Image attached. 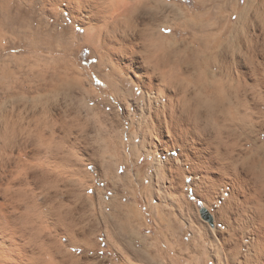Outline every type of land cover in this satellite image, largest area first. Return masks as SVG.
Wrapping results in <instances>:
<instances>
[{"label": "rangeland", "instance_id": "rangeland-1", "mask_svg": "<svg viewBox=\"0 0 264 264\" xmlns=\"http://www.w3.org/2000/svg\"><path fill=\"white\" fill-rule=\"evenodd\" d=\"M5 1L8 4L7 9L0 8V107L3 106L2 110L8 111H11L12 107H17L24 112V116L35 115L28 121L31 124H25L24 134L31 136L32 141L44 144L41 133L45 130L50 131L51 136L52 133L54 134L53 142L48 141L49 144H53L52 150L60 147L54 150L56 153L58 151L57 158L62 160L58 159L52 165L51 190L54 193L60 192L64 197L65 205L63 204L61 210L69 213L71 226L73 224L75 227L73 231L77 232L74 233L75 236L77 235L76 238L69 236L61 241L70 259L69 264H264V245H256L259 235H262L260 232L262 226L258 225L260 223L257 221L258 203L248 199L247 189H241L243 193L236 187V192L231 183L236 174L254 178L264 173V165L263 163L259 165L258 161L259 157L264 159V153L257 156L258 146L264 143V118L261 112L260 124L257 125L249 112L248 119L244 122L241 120L242 123L234 114L231 116L230 112H227L229 115L223 113L225 110L222 108L218 112L216 111L218 108L214 109L216 114L214 111L213 116H217L216 120L213 116L210 119L212 111L210 112L209 130L211 133L217 131L221 143L219 148L222 147L219 150L223 152V148H227L226 151L230 152L228 156L231 155L230 160L222 159L226 160L223 162L219 161L218 157H216L218 160L214 158L216 160L208 172L166 166L167 153L160 151L158 141L153 144L150 138L144 142L141 129L147 127V121L151 118H155L158 114L160 117L163 111L165 115L170 113L168 97L159 90L153 91L148 96L141 87L130 80H125L124 93L131 100L129 105L125 106L124 101L103 81L97 68V55L91 46L81 42L84 32L81 27L73 24L66 12H59L60 14L56 16L51 15L45 0ZM168 2L176 4L181 12H189L193 16L211 17L209 32H212L213 37L216 38H213V43H221L220 48L224 49L223 43L227 41L225 46L228 49H225L229 52L235 50L234 39L231 40L233 42H229V38L233 37L232 28L237 22V15L232 17V11L236 7L241 9L246 6V0H168ZM200 2L206 5V9L195 8ZM167 11L171 12L172 9ZM221 15L230 16L232 19L228 22L225 31L219 27L223 23ZM226 16L224 19L227 18ZM174 21L177 20L172 22ZM199 28L198 38L204 40L207 38L206 30L201 29V25ZM168 29L171 31H164V34L171 37L170 46L175 47V43L181 42L187 36L179 27L175 30ZM29 35L31 36L28 37ZM73 38L74 43H71ZM170 50L168 63L170 66L172 64L170 69L178 78L176 76L171 78L168 86L162 87L166 90L165 94L176 97L178 101L174 100L175 105L179 102L182 106L193 108L195 98L203 104H212L216 96L223 100L229 93L236 94L234 87L236 83L230 80V76L221 75L227 74V67L223 62L209 60L211 75L208 76L207 81L210 80L212 84L219 86V89L214 91L213 98L212 95H209L211 98H207L205 91L203 93L201 91L207 89L211 82L206 81L204 70L199 67L201 65L197 66L198 74H195L196 70H194L195 72L189 73L190 77L181 78L180 68H185L189 64L186 55L180 50ZM38 61L45 63L53 71L63 74L60 80L55 81V88L49 94H38L35 89L36 82L30 72L33 64ZM77 72H81L86 80L79 86L84 88L87 92L86 96L90 97L87 110L83 107L82 100L86 96L81 95L76 88L78 86L73 84L75 76L78 77ZM101 72L106 74L108 69H102ZM5 73H10L11 78L6 79ZM214 74H217L215 78L212 76ZM195 77L198 79L196 80ZM17 83L20 88H16ZM193 85L196 88H193ZM169 86H172V90ZM198 86L203 89L199 90ZM193 93L196 94L195 98ZM198 93L201 97L197 95ZM205 94L207 97H204ZM47 98L50 100L49 105L55 110L53 116L42 112ZM142 100L145 101V106L140 105ZM261 104L264 106V101ZM263 106H260L262 114H264ZM206 109L205 106L202 111ZM176 111L183 112L179 109ZM220 111L222 120L218 118ZM225 115L228 116L226 120ZM228 118L233 120L229 119L232 121L231 124ZM217 120H220V123ZM221 121H224L225 125ZM226 121L229 122V127ZM73 129L81 134L91 135L96 147L91 157L85 156L77 148L82 147V142L76 147L69 141L66 132ZM226 138L230 144L227 143ZM223 140L226 144L222 143ZM232 145L235 146L231 149ZM154 150H158L156 151L158 154ZM245 152H248L249 157ZM237 155L239 157H236ZM221 158L227 157L221 156ZM89 164L92 165L91 168ZM218 166H222L221 169L224 170H218L220 168ZM202 175L206 176L207 191L211 196L208 200L202 195L199 196L191 187L192 180L199 181ZM225 191L230 195L235 191L236 198L238 197L233 200L235 204L233 201L228 202L230 196L225 195ZM57 202L58 200L55 199L53 203ZM227 209L229 210L226 212ZM85 238H88V241ZM78 259L80 261H76Z\"/></svg>", "mask_w": 264, "mask_h": 264}, {"label": "bare ground", "instance_id": "bare-ground-1", "mask_svg": "<svg viewBox=\"0 0 264 264\" xmlns=\"http://www.w3.org/2000/svg\"><path fill=\"white\" fill-rule=\"evenodd\" d=\"M0 1L1 10L7 9L8 4L6 1ZM45 3L51 15L56 16L59 12H66L73 24L82 28L84 35L82 38L83 41L81 42H84L85 45H89L93 48L97 55L96 57L98 58L97 68L103 81L106 82L114 93L124 101L125 106L129 105V101H131L129 97L125 95L126 93H124L123 82L125 80H130L135 83V85L141 87L148 96L153 91L159 90L162 94L168 97L170 113L165 115L164 111V114L161 113L162 110L159 111L161 116H158L160 115L158 114L159 112L156 113V115H158L155 118H151L147 121V127L141 129L144 142L150 138L153 141H151L153 144L155 141H158L160 143L159 146L161 147L160 151L167 153L166 155H168V159L166 166L170 165L176 169L191 168L193 171L200 170V172H208V170L212 168L214 160L217 159L216 157L219 158V161L222 159L230 160L229 158L231 155L228 156L230 152L226 151L227 148H223L226 152H224V150L223 152L220 151L222 147L219 148L221 143L219 142V134H216L217 131L213 132V134L209 130V116L211 111L212 114L210 119H212L213 114H216V111L218 112L220 108L225 110L223 113L229 115L227 112H230L231 116L234 114L237 118H240H238L239 121L243 120V122L248 119L249 112L256 125L260 124V112L264 118V114H262L263 111H261L262 109L260 110V106H263V104L260 105V103H262L261 97L255 96L254 99L250 100L248 98L249 93L244 91L246 85L252 82V77L250 75V68L252 67L250 57L253 56V52H255L256 56L262 55L260 51L256 50L257 47L264 49V42H262L264 41V0H246V6L241 9L237 7L233 9L232 17L237 15L236 26L234 25L235 27L232 28L233 32L230 31L233 37L229 38V42L234 39V42L231 41L234 43L233 47L235 50H233V52L226 50L228 49L225 46V43H228L227 41L223 43L224 49L220 48L221 43H213V38L215 37H213L212 32H209L211 17H207L206 15L193 16L189 12H181L178 7H176V4H170L168 0H45ZM195 8L206 9V5L200 2ZM167 9H172V11L168 12ZM166 11L168 12L167 15ZM224 16L226 15L220 16V18H223H221L223 23L221 26L218 25L220 28H223V30L227 27L228 22L232 20L230 19V16H226L228 19H224ZM173 20L177 21L172 22ZM178 21H180V23H178ZM200 25L201 29L205 28L206 30L205 36L207 38L204 40L199 39L197 35L200 32ZM257 25L259 26V31H257ZM177 27L181 28L187 36H185L181 42L175 43V47H173L170 46L169 43L172 39L164 34V29L172 28L175 30ZM39 32L41 31L39 30ZM30 36L31 35L28 37ZM188 40L191 41L189 42ZM223 41L224 40H222V42ZM71 43H74V38ZM170 49H175V51L180 50L186 55L185 57L189 64L185 68H180L181 70H179V74L180 76L182 75L181 78L189 76V73H192L194 70H196L195 74H198L197 72L199 70L197 71V66L200 64L202 67H199L203 68V74L207 77V81L208 76L211 75L208 64L209 60L214 59L223 62L227 67V74L221 75L226 77L230 76L231 79H229L236 83L234 84L236 94L229 93V96L227 95L226 99L223 100L218 99L216 96V99L212 101V104H203L201 101H197L195 98L196 94L193 93L195 95L193 108L185 107L186 105L182 106L179 102L175 105L174 100L178 101L176 97L171 94H165L166 90L163 88L168 84V81L172 80L171 78L175 76L177 77L176 73H173L172 69H170L172 64L170 66L168 63L167 58L169 51H171ZM171 62L173 63V61ZM194 62H196L195 65ZM48 67L49 66H46L45 63L38 61L33 64L31 72L29 71L34 76V81L36 82L35 89L38 94L51 93L55 88V81L60 80L63 76V74L58 71H53ZM176 68L179 69V67ZM102 69H108V72L102 74ZM77 73H79L78 77L75 76L73 79V82L75 83L73 84L78 86L76 88H78L81 95L86 96L87 92L84 91V88L79 86L80 83H84L86 80L82 77L83 74L81 72ZM217 74L212 76L215 78ZM9 75L10 73L6 74L5 78L8 79V77H10ZM177 78L174 79L177 80ZM16 79L17 78H15V80ZM197 79L198 78H196V80ZM199 82L200 80H198V83ZM209 82L211 81L209 80ZM163 83L165 85H163ZM208 83L207 85H209ZM20 87L19 83H17L16 88ZM171 87L169 86L172 90ZM173 87H175V85H173ZM192 87L194 88L195 86L193 85ZM218 87L219 86L214 85L211 82L207 89L204 88L201 92L203 93L205 91L208 96L207 97L205 94L204 97L209 98L212 95L213 98V96H215L213 93L215 90L219 89ZM198 88L199 90L203 89V87L200 89L199 86ZM232 92H234V90ZM199 93L197 94L198 96ZM226 93H228V91ZM89 98L90 97L86 96V98L82 99L83 107L86 110L89 109V107H87L88 102H90ZM46 101L42 112L53 116L55 110L49 105L50 100L48 98ZM135 105H137V103ZM140 105L145 106V101L142 100ZM205 106L207 107L206 111H202ZM10 108L9 110H12L8 111L2 110L3 106L0 107V264H69L70 259H68V255L64 248L65 246H63L61 241L64 237H74L77 232H74L75 227H73V224L71 226L69 213L61 210L64 204V197H62L60 192L54 193L51 190V183L53 182L52 165L55 161H58V159L62 160L59 157L57 158L59 155H57L58 151L56 153L54 150H57L60 147L58 146L59 148H53L54 150H52L51 145L53 146V144H49L48 141L52 140L54 134L52 133L51 136V132L46 130L41 133V136L44 138L42 139L44 144L32 141L30 138L31 136L24 134V126L30 121V119H33V116L35 115L24 116V112L19 108ZM137 108L139 109V107ZM175 109L182 110L183 112L179 113ZM214 109L217 110L215 111ZM221 111L219 112L220 114L217 115L219 116L218 118L222 120V118H220L222 114ZM140 112L142 113L143 111ZM177 112L178 114H175ZM251 116L249 117L251 118ZM227 117L228 116L224 119L226 120ZM236 117L235 120L237 122ZM143 118L145 119V117ZM214 118L216 120L217 116ZM229 119L231 118H228V121ZM231 120L229 121L230 124L233 121ZM223 122L222 124H224ZM218 123H220V120ZM29 124H31V122L27 125ZM222 124L220 125L223 128ZM237 124L239 125V122ZM148 131L153 132L150 134ZM227 139L228 138H226V140ZM222 143L226 144V141L223 140ZM233 146L235 145H232L231 149ZM210 147L212 150H210ZM257 151L259 152L257 156H260L262 152L264 153V143L258 146ZM245 153L247 156L248 152ZM238 155L236 157H239ZM221 156L227 158H221ZM234 156L232 157L233 159ZM240 156L242 157L241 154ZM225 161L226 160L223 162ZM258 161L259 165H261L260 163H263L264 165L263 158L259 157ZM223 162L221 163L225 165ZM222 166H218V168L220 167L218 170H222ZM263 174H258L254 178H249L247 176L244 177L242 174H236L233 177V182H231L233 183L236 192L237 188L239 192L243 193L244 191H241V189H247L248 199L256 204L258 203L259 209H256L258 214L257 221L260 223L258 225L262 226L260 231L262 235H259L260 237L258 238L256 245H264ZM194 175L197 176L195 172ZM195 179L197 178L195 177ZM198 180L199 181L192 180L191 187L194 188V191L196 190L199 196L202 195L205 200H208L211 196L207 191L208 187L206 185L207 182L205 181L206 176L202 175ZM234 192L230 195V199H228L229 201L227 200L228 202L238 198H236ZM55 199H57L58 202L54 204L53 202ZM209 201L207 202L209 203ZM234 202L235 201H233V203ZM56 205L58 206L56 207ZM228 210L229 209H227L226 212ZM85 240L88 241V238H85ZM76 261L80 260L78 259Z\"/></svg>", "mask_w": 264, "mask_h": 264}, {"label": "snow or ice", "instance_id": "snow-or-ice-1", "mask_svg": "<svg viewBox=\"0 0 264 264\" xmlns=\"http://www.w3.org/2000/svg\"><path fill=\"white\" fill-rule=\"evenodd\" d=\"M256 27H257V31H259L260 30L259 26L257 25ZM164 31L170 32L171 30L164 29ZM256 50L260 51L262 55L256 56L255 52H253V56L250 57L251 64H252V67L250 68V75L252 77V82L246 85L244 91L246 93H249L248 98L250 100L254 99L255 96H260L261 100L264 101V49H260L257 47ZM66 136L69 138V141L73 143L76 147H77V144H80L82 142V147H77V148L81 152H83L85 156L91 157L93 152L96 151L95 144L93 140L91 139V135L89 133L81 134L78 130L73 129V130L67 131ZM73 140L75 142H72ZM89 167L91 168L92 165L89 164ZM97 167H100V165H97ZM225 195L230 196V193L225 191ZM201 203H203V201H201ZM221 203H223V200H221ZM133 259H135V257H133Z\"/></svg>", "mask_w": 264, "mask_h": 264}, {"label": "water", "instance_id": "water-1", "mask_svg": "<svg viewBox=\"0 0 264 264\" xmlns=\"http://www.w3.org/2000/svg\"><path fill=\"white\" fill-rule=\"evenodd\" d=\"M206 212V211H205ZM210 220L212 221V217H210Z\"/></svg>", "mask_w": 264, "mask_h": 264}]
</instances>
